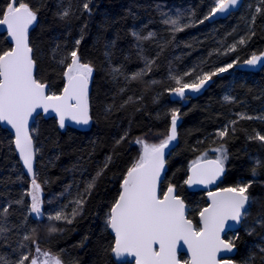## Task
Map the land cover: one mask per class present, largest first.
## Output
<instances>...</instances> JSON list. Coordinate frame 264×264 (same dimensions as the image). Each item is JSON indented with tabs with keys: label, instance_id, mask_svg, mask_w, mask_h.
Returning a JSON list of instances; mask_svg holds the SVG:
<instances>
[{
	"label": "trees",
	"instance_id": "1",
	"mask_svg": "<svg viewBox=\"0 0 264 264\" xmlns=\"http://www.w3.org/2000/svg\"><path fill=\"white\" fill-rule=\"evenodd\" d=\"M25 2L39 9L29 40L38 78L52 91L59 93L65 83V67L59 61L77 48V40L81 41L78 55L94 68L90 93L93 125L88 131L63 129L56 119L42 117L34 125L36 179L46 203L42 220L30 214V179L20 164L13 137L0 126V228L4 229L0 232V257L15 264L22 253L35 255L36 244L24 240L25 235H31L43 251L59 254L64 264H134L119 262L110 251L114 235L106 228L105 214L118 195L127 169L139 156L132 141L168 134L171 111L178 109L182 118L179 142L167 158L161 189L175 185L188 206L189 218L198 225V213L207 206L208 194L190 191L184 181L194 160L204 153L206 159L216 158L220 153L214 149L224 145L228 159L220 188L249 181L252 184L248 189L250 211L239 231L227 236V240L239 237L233 260L242 264L254 255L255 264H264V253L260 252L264 248V226L257 223L264 217V142L250 139L257 133L264 135V120L239 118L240 113L264 116V63L254 67L244 63L253 54L264 53V3L245 0L242 8L228 18L199 23L214 0H90L91 11L83 8L86 0ZM7 3L0 0V9ZM257 7L262 9L259 14L255 12ZM65 9L70 15L61 19L59 14ZM170 18L191 26L174 32L172 25L164 23ZM133 32L140 37L154 35L138 39ZM241 38L245 39L243 45L238 43ZM234 43L237 48L229 53ZM11 47L1 27L0 51ZM151 60H155L152 70L132 80L131 76ZM234 61L238 63L233 68L214 76L201 91L186 94L183 99L172 98L169 89L176 86L172 75L195 68L196 73L185 77V81H191L201 71H213ZM68 62L70 58L65 59ZM114 68L122 73L115 74V79ZM225 96L233 99L226 101ZM226 126L229 134L221 139L217 133ZM109 156L111 163L95 188L90 195L85 193L87 182ZM81 197L86 202L71 224L49 219L62 208L70 213L76 207L74 201ZM4 208H8L6 214ZM53 224L63 231L49 233ZM180 259L183 262L187 257L181 255Z\"/></svg>",
	"mask_w": 264,
	"mask_h": 264
},
{
	"label": "snow or ice",
	"instance_id": "2",
	"mask_svg": "<svg viewBox=\"0 0 264 264\" xmlns=\"http://www.w3.org/2000/svg\"><path fill=\"white\" fill-rule=\"evenodd\" d=\"M241 0H214V5L209 13L199 23H204L215 15L229 13L237 7ZM264 3V0H261ZM90 0L83 3L86 11ZM39 9L30 7L25 0H8L3 9H0V26H4L8 37L13 42V47L0 51V122H5L15 129V145L19 151L28 173L32 174L31 212L37 216L42 214V200L40 198L41 186L37 183L33 172V162L38 149L35 148L32 131L29 128L30 121L36 120L42 113H55L58 117L60 128L66 123L74 122L80 125H88L92 121L89 103V84L94 68L91 63L82 62L78 55L80 40L75 44L77 48L70 51L65 59L59 62L64 65L63 77L65 83L62 90L56 93L50 85L38 78L37 61L33 56V47L29 41V30L37 22ZM257 7L255 12L261 13ZM61 19L70 15V10L65 9L59 14ZM255 22V16L252 18ZM172 25V31H183L189 24H181L179 18H170L164 21ZM138 39H149L154 33H148L146 37H140L133 32ZM254 34V33H253ZM238 43L245 44L241 38ZM237 44H232L228 52H233ZM226 54V53H225ZM238 61L218 67L213 71L196 74L191 81H185V77L196 73L193 68L182 75H172L170 78L175 82V87L170 92L183 99L186 90L199 92L212 80L214 76L227 72ZM249 66L264 63V53L253 54L250 59L244 61ZM155 60L146 61V66L141 71L131 76L132 80L139 79L152 70ZM115 74L120 73L119 68L113 69ZM127 79V77H126ZM156 83V81H152ZM123 91V89H121ZM233 98L225 96L226 101ZM131 101V97H129ZM111 106H109L110 110ZM180 118L179 110L171 111L170 129L168 135L159 143H148L142 138H137L135 143L141 145V154L136 161L127 169L120 184L118 195L111 203L105 214V225L114 233V243L110 249L115 257L123 259L131 257L134 264H181L178 258V250L186 247L190 257L183 264H234L231 259H218L223 252L231 253L235 247V240H226L223 237L226 229L231 224L239 225L248 215L252 199L248 189L252 186L251 181L236 184L234 187L220 188L218 191L209 192L210 203L202 208L199 215L198 225L188 216V209L184 200L176 192V186L169 184L166 190L161 189L162 176L165 169V149L177 139V123ZM240 119H262L244 113L239 114ZM236 121L231 124L235 125ZM235 131L234 127L232 128ZM229 134L226 126L218 131L217 136L224 138ZM122 137L117 143H121ZM250 139L264 142V135L257 133ZM220 153L215 159H206L207 153L192 162V174L184 181L189 186L215 184L225 172V162L228 159L227 149L224 145L214 149ZM203 161V163H201ZM111 163V157H107L104 166L95 176L87 182L85 193H91L97 180L104 174ZM259 166L260 162H256ZM253 175L256 168L252 169ZM85 199L81 197L74 201V207L70 213L62 208L49 219L51 221H64L71 224L81 214ZM6 214L8 208H4ZM231 222V223H230ZM264 226V217L257 220ZM4 229L0 228V232ZM35 232V229L32 230ZM49 233L63 231L54 224L48 229ZM253 230L249 231L252 234ZM24 240H32L36 244L35 253L21 254L15 264H64L59 254L51 251H43L31 235H25ZM21 248L25 245L21 244ZM264 253V248L260 249ZM264 259V257H262ZM0 264H12L0 257ZM242 264H255V256H249Z\"/></svg>",
	"mask_w": 264,
	"mask_h": 264
},
{
	"label": "water",
	"instance_id": "3",
	"mask_svg": "<svg viewBox=\"0 0 264 264\" xmlns=\"http://www.w3.org/2000/svg\"><path fill=\"white\" fill-rule=\"evenodd\" d=\"M245 0H241L240 4L231 9V11L229 13H224V14H217L215 15L214 17H212L211 19L207 20L209 23H213V22H216V21H219V20H224L226 18H228L231 14L233 13H236L238 12L243 4H244ZM36 23L30 28L29 30V34H30V31L35 27ZM2 27V30L4 32H6L7 34V31H6V28L4 26H1ZM8 36V35H7ZM8 40L9 42L12 44V47H13V42L11 41V39L8 37ZM30 41V40H29ZM37 70V69H36ZM90 93H91V81H90V84H89V103H90ZM196 92H191L190 90L186 91V94H195ZM180 98V97H179ZM90 114H91V109H90ZM42 117V118H45V119H56L57 122H58V117L56 116L55 113H52V112H49V113H42L41 112V115L36 119V120H33V121H30L29 123V128L30 130L32 131L33 130V127L34 125L36 124V122L38 121V119ZM93 125V119L92 121L88 124V125H80V124H76L74 122H68L66 123V126L63 128V129H66V128H74V129H77V130H80V131H88L91 129ZM182 125V118L180 117L179 120H178V123H177V139L175 141L172 142V144L169 145V147L167 149H165V169H164V173H163V176H162V183L164 181V178H165V175H166V172H167V158L168 156L170 155V153L176 149L177 145H178V142H179V130H180V127ZM0 126L2 128H4L5 130L8 131V133L13 137L14 139V146H15V150H16V153H17V156L19 158V161H20V164L23 168V171L25 173V175L30 179L32 180V174L28 173L27 169L25 168L24 164H23V161L20 157V154H19V151L18 149L16 148V145H15V129H13L11 127V125L5 123V122H0ZM34 141V139H33ZM34 145H35V142H34ZM36 148V146H35ZM210 159H215V158H210ZM36 155H35V158H34V162H33V172L35 174V177H36ZM201 163H203V161H201ZM192 167V166H191ZM191 167L189 169V172H188V177L192 174L191 172ZM224 177H225V172H224V175L215 183V184H211V185H208L207 187L204 186V185H199V184H196V185H192V186H189L188 184L187 187L190 191L192 192H205V193H209V192H215V191H218V189H220V186L224 180ZM162 183H161V187H162ZM177 192V191H176ZM207 203L209 204L210 201H209V197H208V200H207ZM207 204V205H208ZM186 205V204H185ZM187 206V205H186ZM187 209H188V206H187ZM189 210V209H188ZM188 214V213H187ZM244 221V220H243ZM243 221L239 224V225H236V224H231V227L226 229L225 233L223 234V237L224 239L227 240V236L231 233H236L239 231V229L241 228L242 224H243ZM231 223V222H230ZM111 232V230H110ZM112 233V232H111ZM114 235V233H112ZM181 255H185L187 257V259H189L190 257V253L187 251V248L186 247H182L181 249L178 250V258L180 259V256ZM236 255V247L235 249L231 252V253H228V252H221L218 256V259H231L233 260L234 256ZM115 257V256H114ZM119 262H125V261H130L132 263H134V260L131 258V257H125L123 259H118L117 257H115ZM181 260V259H180ZM234 261V260H233ZM181 264H183V262L181 261ZM234 264H236L234 262Z\"/></svg>",
	"mask_w": 264,
	"mask_h": 264
},
{
	"label": "rangeland",
	"instance_id": "4",
	"mask_svg": "<svg viewBox=\"0 0 264 264\" xmlns=\"http://www.w3.org/2000/svg\"><path fill=\"white\" fill-rule=\"evenodd\" d=\"M0 28H1V26H0ZM92 77H93V74H92ZM172 98H174V99H177V96L175 95V94H173L172 95ZM168 134H152V135H148V136H142V137H139V138H142V139H144V140H146L148 143H150V144H152V143H159L160 141H161V139H163V138H165L166 136H167ZM137 139V138H136ZM136 139H134L133 141H132V146L138 151V154L140 155L141 154V150H142V148H141V145H139V144H137V143H135V140ZM139 157V156H138ZM37 180V179H36ZM37 183H38V181H37ZM39 184V183H38ZM40 185V184H39ZM41 186V185H40ZM31 189H32V184H31V180H30V187H29V191H31ZM40 198H41V200H42V206H41V208H42V214L40 215V216H37L35 213H32L31 212V205H30V214L34 217V218H39V219H44V216H45V213H44V210H45V208H46V203H45V201H44V191H43V188H42V186H41V191H40ZM29 196V199H30V203H31V196L30 195H28ZM35 255H36V253H35Z\"/></svg>",
	"mask_w": 264,
	"mask_h": 264
}]
</instances>
